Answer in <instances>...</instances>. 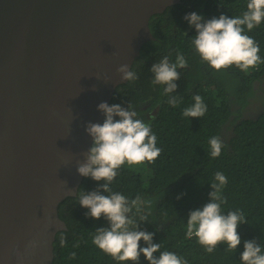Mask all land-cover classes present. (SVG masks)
<instances>
[{"label": "trees", "instance_id": "16d2710c", "mask_svg": "<svg viewBox=\"0 0 264 264\" xmlns=\"http://www.w3.org/2000/svg\"><path fill=\"white\" fill-rule=\"evenodd\" d=\"M247 2L182 0L152 16L149 27L155 40L142 47L132 65L138 79L119 85L109 103L130 105L137 118L151 127L162 149L152 163L123 165L112 188L129 200L139 196L151 201L141 214L145 219L136 217L139 230L154 233L153 243L160 244L161 251L174 252L186 264H241L243 245L249 240L264 252V21L250 32L245 28L259 45L261 62L244 72L235 66L216 71L203 62L192 44L196 30L184 19L192 12L204 20L221 14L242 16ZM178 54L187 67L177 70V89L170 95H178L180 103L173 107L164 86L152 83L150 69L165 56L175 63ZM195 95L202 97L207 111L200 118L185 117L183 111L195 103ZM212 137L224 145L216 158L210 154ZM217 172L227 178L221 191L223 214L239 211L246 222L237 228L241 243L236 250L221 243L209 253L195 236L187 237V220L190 211L210 202ZM100 183L84 177L78 191H94ZM86 212L76 197L59 205L58 215L67 230L56 235L53 264H132L114 260L93 244L96 229L108 227V222ZM139 264H148L143 254Z\"/></svg>", "mask_w": 264, "mask_h": 264}, {"label": "water", "instance_id": "95a60500", "mask_svg": "<svg viewBox=\"0 0 264 264\" xmlns=\"http://www.w3.org/2000/svg\"><path fill=\"white\" fill-rule=\"evenodd\" d=\"M182 0H0V264H53L98 110ZM65 182V183H64Z\"/></svg>", "mask_w": 264, "mask_h": 264}, {"label": "clouds", "instance_id": "9594fccd", "mask_svg": "<svg viewBox=\"0 0 264 264\" xmlns=\"http://www.w3.org/2000/svg\"><path fill=\"white\" fill-rule=\"evenodd\" d=\"M246 8L242 16L232 18L221 14L218 18L204 20L195 12L184 17L196 30L192 40L196 53L212 69L220 71L235 66L247 72L261 62L259 45L245 33V28L250 32L264 21V0H248ZM185 67L187 61L183 55L178 54L175 63H170L169 57L165 56L150 69L154 74L152 83L163 85L164 94L170 95L177 89L175 81L180 78L177 70ZM116 71L123 81L138 79L137 73L128 64L120 65ZM193 99L195 103L185 108L183 115L203 117L207 106L200 95H195ZM167 102L175 107L180 103L179 96L170 95ZM98 110L104 115L103 123L87 124L85 130L92 138V145L82 154L84 159L77 164V172L102 183L90 192L67 189L68 195L76 197L79 204L88 209L86 216L97 220L103 217L108 222V227L96 229L93 244L119 262L139 264L143 254L148 264H186L174 252L161 251V245L153 243L154 233L139 230L136 217L145 219L141 214L145 206L151 205V201H144L139 196L129 200L112 188L123 165L152 163L161 154L162 149L157 147L156 135L148 124L137 118V112L130 105L123 107L120 104L109 105L102 102L98 105ZM209 143L211 156L219 157L224 146L222 141L218 137H212ZM215 181L218 183H211L213 191L209 193L210 202L190 211L187 220V237L195 236L209 253L221 243L226 244L229 250H236L241 243L237 228L246 222L239 211L223 214L221 205L225 201L221 191L227 184V178L222 172H217ZM141 241L146 246L141 247ZM63 244L62 239L61 245ZM243 247L241 264H264V252L260 244L249 240L244 242ZM156 253L159 255H155Z\"/></svg>", "mask_w": 264, "mask_h": 264}]
</instances>
